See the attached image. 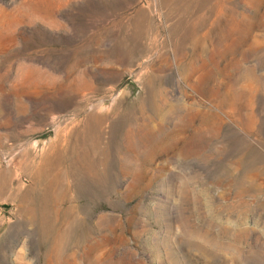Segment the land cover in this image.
I'll use <instances>...</instances> for the list:
<instances>
[{
  "label": "rangeland",
  "instance_id": "1",
  "mask_svg": "<svg viewBox=\"0 0 264 264\" xmlns=\"http://www.w3.org/2000/svg\"><path fill=\"white\" fill-rule=\"evenodd\" d=\"M0 264H264V0H0Z\"/></svg>",
  "mask_w": 264,
  "mask_h": 264
}]
</instances>
